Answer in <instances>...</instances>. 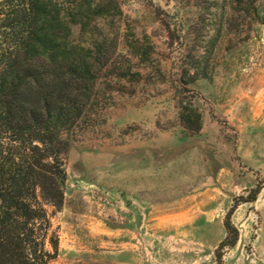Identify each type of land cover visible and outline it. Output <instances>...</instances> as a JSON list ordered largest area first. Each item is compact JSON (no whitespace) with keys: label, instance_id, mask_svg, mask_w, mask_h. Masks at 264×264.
I'll use <instances>...</instances> for the list:
<instances>
[{"label":"rangeland","instance_id":"1","mask_svg":"<svg viewBox=\"0 0 264 264\" xmlns=\"http://www.w3.org/2000/svg\"><path fill=\"white\" fill-rule=\"evenodd\" d=\"M67 1L69 41L101 68L67 139L62 206H45L54 264H264V187L215 252L235 198L264 182V0Z\"/></svg>","mask_w":264,"mask_h":264},{"label":"trees","instance_id":"2","mask_svg":"<svg viewBox=\"0 0 264 264\" xmlns=\"http://www.w3.org/2000/svg\"><path fill=\"white\" fill-rule=\"evenodd\" d=\"M65 3L70 2L0 1V264H54L58 256L45 206H62L67 139L85 122L101 68L95 49L69 41L76 17ZM176 108L180 126L198 134V108L182 100ZM263 187L264 182L235 198L215 251L219 261L238 240L233 212L254 203Z\"/></svg>","mask_w":264,"mask_h":264}]
</instances>
